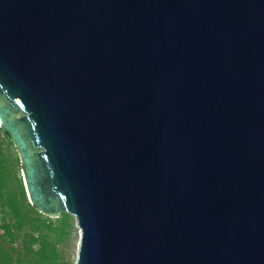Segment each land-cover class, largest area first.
I'll return each instance as SVG.
<instances>
[{
  "label": "water",
  "instance_id": "95a60500",
  "mask_svg": "<svg viewBox=\"0 0 264 264\" xmlns=\"http://www.w3.org/2000/svg\"><path fill=\"white\" fill-rule=\"evenodd\" d=\"M0 128L75 264H264V0H0Z\"/></svg>",
  "mask_w": 264,
  "mask_h": 264
},
{
  "label": "trees",
  "instance_id": "16d2710c",
  "mask_svg": "<svg viewBox=\"0 0 264 264\" xmlns=\"http://www.w3.org/2000/svg\"><path fill=\"white\" fill-rule=\"evenodd\" d=\"M4 146L9 148L13 144L0 128V186H2V182L6 178L8 161ZM3 205L8 208L14 218L16 222L15 228L20 229L27 222L31 226V230L26 235L28 237V246L23 251L8 248L4 240L6 235L0 234V264H67L57 260L56 244L49 240L51 234L57 230L58 224L59 226L64 225V227L69 226L71 215L68 212L62 211L60 217L56 220L42 217L38 210L27 201L25 190L20 180L17 192L10 191L7 193L3 198ZM5 234H9L11 237L14 236L10 227ZM34 245L37 246L35 249L32 247Z\"/></svg>",
  "mask_w": 264,
  "mask_h": 264
},
{
  "label": "rangeland",
  "instance_id": "374dc122",
  "mask_svg": "<svg viewBox=\"0 0 264 264\" xmlns=\"http://www.w3.org/2000/svg\"><path fill=\"white\" fill-rule=\"evenodd\" d=\"M4 151L8 157V161L5 175L6 178L2 182V186H0V234L6 235L4 240L8 248L23 251L28 246V237L26 235L31 230V226L25 222L20 229L15 228L16 222L11 216L8 208L3 205V198L10 191L17 192L18 182L20 180L24 187L25 196L28 202L29 199L25 189L19 156L16 149L14 146H10L9 148H5L4 146ZM40 215L42 217H48L51 220H56L60 217V214L45 215L40 213ZM9 227L11 232L14 233V236L12 237L9 234H5ZM57 227V230L51 234L49 240L56 244V251L58 253L57 260L67 264H75L80 242V230L77 227L75 217L71 215L69 226L64 227V225L59 226L58 224ZM32 247L35 249L37 246L34 245Z\"/></svg>",
  "mask_w": 264,
  "mask_h": 264
}]
</instances>
